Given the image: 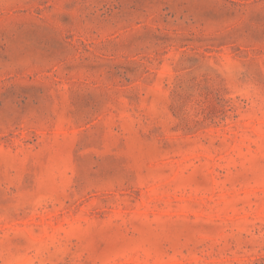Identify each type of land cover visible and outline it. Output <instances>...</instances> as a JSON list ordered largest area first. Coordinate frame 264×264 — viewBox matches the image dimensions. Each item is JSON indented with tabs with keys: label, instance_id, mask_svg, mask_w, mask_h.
<instances>
[{
	"label": "rangeland",
	"instance_id": "1",
	"mask_svg": "<svg viewBox=\"0 0 264 264\" xmlns=\"http://www.w3.org/2000/svg\"><path fill=\"white\" fill-rule=\"evenodd\" d=\"M0 264H264V0H0Z\"/></svg>",
	"mask_w": 264,
	"mask_h": 264
}]
</instances>
